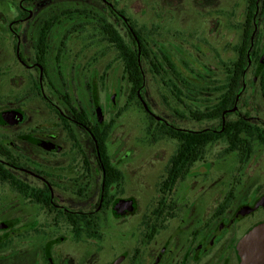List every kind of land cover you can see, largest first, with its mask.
Here are the masks:
<instances>
[{
    "label": "flooded vegetation",
    "instance_id": "1",
    "mask_svg": "<svg viewBox=\"0 0 264 264\" xmlns=\"http://www.w3.org/2000/svg\"><path fill=\"white\" fill-rule=\"evenodd\" d=\"M145 3L0 0V264H247L237 247L264 223V182L245 185L243 179L256 146H264L257 139L264 135V118L247 110L254 94L264 102V0H179L177 7L166 0ZM146 24L183 27L182 42L197 55L190 54L191 62H186L190 51L182 46V75L172 62L170 66L161 60L164 55L171 61L167 53L158 55L162 74H179V83L173 82L180 91L179 111H174L179 126L158 120L147 105L142 63L144 94L140 89V104L135 101L152 127L159 125L149 117L182 137H210L203 152L191 148L202 152L191 171H205L215 195L222 161L213 150L234 158L221 198H174L185 181L173 183L174 173L168 172L178 147L174 138V152L148 210L139 211L135 198L118 196L125 175L112 162L106 119L107 112L112 116L117 111L118 95H111L107 110L99 91H106L108 70L100 73L86 52L66 48L73 37L101 43L108 55H115L110 69L122 62L108 41L124 37L136 42L139 51L137 33L150 44L154 41L140 28ZM188 26L193 28L192 40H186ZM240 56L246 64L239 92L233 106L217 118L222 91L235 87L234 62ZM199 57L208 62L202 65L208 71L204 76L192 67ZM126 83L131 97L134 85ZM204 91L212 96L201 99ZM242 122L263 130L231 131ZM229 134L251 143L244 148L248 157L231 146ZM203 201L208 205L200 211ZM129 202L133 210L118 213Z\"/></svg>",
    "mask_w": 264,
    "mask_h": 264
},
{
    "label": "rangeland",
    "instance_id": "2",
    "mask_svg": "<svg viewBox=\"0 0 264 264\" xmlns=\"http://www.w3.org/2000/svg\"><path fill=\"white\" fill-rule=\"evenodd\" d=\"M125 1L127 2L128 0ZM159 1L161 0H139L142 4L144 2L157 3ZM166 3L167 5L177 7L179 0H166ZM188 5L192 7L189 2L186 6L188 7ZM148 14L152 15L153 12H149ZM164 14H167V12ZM172 15L175 17L180 16L177 11H172ZM143 18L148 22L150 16H146L144 12ZM140 28L145 30V33L152 34V40L154 41H151V45L154 52L157 55H160L161 52L167 53L175 69L181 75V65L184 60L182 46L185 45L190 51L189 54H185L186 62H191L189 60L190 54L197 55L191 46L182 42L183 27L181 26H148L146 24ZM235 30L236 26L234 27ZM193 34V28L191 26L186 27V40L194 39V37L192 38ZM53 48V50L56 49V44H54ZM66 49L78 51L79 53L86 52L96 70L99 69L100 73L105 67L108 70L106 91L100 90L99 98L102 102L106 103L108 110L111 95L114 93L118 95L117 101L115 100L117 111L111 114L112 116L107 112L106 118L110 126L107 138L109 153L112 157V162L116 166L122 167L125 175L123 184L118 189L120 190L118 196L135 198L138 202V210L145 212L148 210L153 196H155V189L159 178L163 174L164 165L174 152V141L168 136H160L157 133L159 127L154 124V127H152L145 111L135 100L131 99L129 90L126 88L127 80L124 78L123 64H116L108 69V66L114 61L115 55L113 53L108 55L109 52H107L108 49L105 46L96 41L86 42L80 38L73 37L68 42ZM102 52H105L104 58H100L103 57L101 55ZM98 56L100 57L98 58ZM198 59L199 64H194L196 61L192 60V67L200 68L203 73L202 76H204L208 71L202 69V65L208 62L206 58L199 57ZM144 69L146 70V94L149 99L146 98V100L153 115L161 120H170L179 126L181 123L180 118L174 113V111H179V102L171 93V90L177 91L175 88L173 89V82L179 83L178 77L169 71L167 73L164 72L161 77L157 76L150 72L149 65H146ZM211 96L209 92L204 91L200 95V98L206 99ZM252 103V106L247 109L248 112L264 118V102L259 93L257 96L254 94ZM256 147L249 161L252 163L250 170L247 171L243 178L245 179V185H255L261 180L264 182V146L257 145ZM213 153L216 154L219 162L222 161L220 162L221 165L217 166L219 176L217 196L212 192L215 187L210 186L207 178L204 176L205 171L193 169L185 178V181L177 187L174 198H221L225 194L227 187L224 184L230 178L234 158H227L228 156L223 155L219 149L213 150ZM2 193L0 191V194ZM207 205L206 201L200 202L198 210H205Z\"/></svg>",
    "mask_w": 264,
    "mask_h": 264
},
{
    "label": "trees",
    "instance_id": "3",
    "mask_svg": "<svg viewBox=\"0 0 264 264\" xmlns=\"http://www.w3.org/2000/svg\"><path fill=\"white\" fill-rule=\"evenodd\" d=\"M250 33V32H249ZM137 36L139 38V45L141 47V63L144 66L149 65L150 67V72L154 73L157 76H162V70L160 66V58L161 60L165 61V64L171 65V61L164 55H161L159 58L158 55L154 52L153 48L151 47V44L145 40H143V37L137 33ZM108 43L112 44L115 48V50L119 53L121 62L123 64L124 68V76L127 78L129 83H131L132 87L134 85V89H132L131 93V99L132 100H137L138 104L139 103V98H138V91L142 88L143 84V76L142 72L139 66V51H138V46L136 42L134 41H127L124 39V37H121V39L118 40H111L108 41ZM243 56V55H242ZM240 56L238 59L235 60L234 66L237 69L235 75L233 76L234 78V83L235 87L230 89L226 88L222 91L221 93V99L220 102L218 103L216 110L214 111L215 117L220 118L221 112L225 110L226 108H231L233 106V101L235 99L236 94L239 92V87H240V79H241V70L243 69V66L246 64V59L244 57ZM179 77V74H177ZM176 89L177 91L171 90L172 95L176 98L179 99V93L180 91L177 89V87L173 86V89ZM141 95L143 96L144 94V89H141ZM202 117H205V115H202ZM151 120L154 121L155 124L159 125V129L157 130L158 134L160 136H168L170 138H174L178 141V147L175 155L173 156L172 159V164L171 167L169 168L168 172L174 173L175 180L173 183H176L180 180H183L186 178L190 171L191 167L196 162L201 158L202 152L204 151L205 147L210 143V137L203 139L202 136L198 135H192V134H184V137L182 133L168 128L166 125L158 122L152 118L149 117ZM243 122L239 124H235L232 126L231 131H241V130H249V131H259L263 130L262 128L256 127V126H251L247 125L246 127ZM156 128V127H155ZM110 130V128H108ZM108 133V132H107ZM229 141L231 142V146L234 149L241 148L243 151L242 157H248L249 154H247V150L244 149L245 147L250 146L251 143H243V138L242 137H236L232 136L229 134L228 137ZM260 141L264 144V135L260 138ZM194 147H200L201 148V153L194 152V150L191 151V148ZM169 185V184H168Z\"/></svg>",
    "mask_w": 264,
    "mask_h": 264
},
{
    "label": "water",
    "instance_id": "4",
    "mask_svg": "<svg viewBox=\"0 0 264 264\" xmlns=\"http://www.w3.org/2000/svg\"><path fill=\"white\" fill-rule=\"evenodd\" d=\"M138 59L145 84V74L143 72L141 65L140 47H139ZM138 94L139 97H141L140 92ZM146 109L148 110L147 106ZM156 118L158 120H161L158 117ZM133 208H134L133 203L129 202V203H124L122 207H120L117 211L118 213L122 214L125 213L126 211H132ZM237 251L240 259L247 264H262L264 262V223L257 225L255 228H253L243 237V239L240 241L237 247Z\"/></svg>",
    "mask_w": 264,
    "mask_h": 264
}]
</instances>
